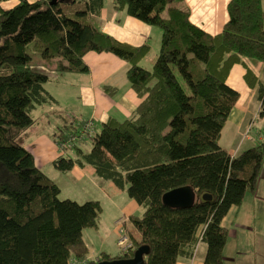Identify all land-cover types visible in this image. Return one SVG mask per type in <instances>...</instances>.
<instances>
[{
    "label": "trees",
    "instance_id": "obj_1",
    "mask_svg": "<svg viewBox=\"0 0 264 264\" xmlns=\"http://www.w3.org/2000/svg\"><path fill=\"white\" fill-rule=\"evenodd\" d=\"M78 1H85V8L68 15L62 3ZM103 1L21 0L0 10V264H71L74 257H86L84 229L97 227L103 211L99 200L61 199L58 183L19 141L34 123L33 110L58 101L45 86L49 74L33 67L27 51L35 39L41 58L55 59L61 72H88L90 51L127 60V77L142 98L130 117H112L97 131L88 129L92 120L60 113L64 125L56 141L66 147L54 160L56 167L68 173L92 166L99 180L126 189L144 209L131 218L141 236L130 234V250L115 257L104 252L99 260L130 258L148 244L144 264H177L192 257L203 240L204 264H225L228 230L222 220L247 190L257 188L264 167V143L237 155L220 144L241 96L227 81L235 64L243 65L246 82L257 86L264 116V81L247 63L264 61L263 0H230L229 20L217 34L194 23L183 0H113L115 8L126 6L132 16L162 29L151 69L139 64L149 44L127 45L94 25L90 14L100 12ZM184 185L196 189V203L165 205L163 195Z\"/></svg>",
    "mask_w": 264,
    "mask_h": 264
},
{
    "label": "crops",
    "instance_id": "obj_2",
    "mask_svg": "<svg viewBox=\"0 0 264 264\" xmlns=\"http://www.w3.org/2000/svg\"><path fill=\"white\" fill-rule=\"evenodd\" d=\"M20 1L21 0H0V10L10 9ZM229 2L230 0L182 1L183 5L190 10V16L193 22L212 34L220 33L229 20ZM90 16L96 27L127 45L139 46L145 43L149 44V51L141 59L140 64L144 67L151 68L143 63V61H149L150 64L154 66L161 49L162 29L159 26L148 24L132 16L128 13L126 6L121 9L115 8L113 0H104L100 12L91 13ZM85 62L89 66V71L84 73L74 71L61 72L57 70L55 59L50 63L51 69H55L61 73L55 80L62 81L63 78L77 80L76 84H78L79 90L78 100L81 103L80 108L90 115L89 119H84L78 115L79 120H92V124L90 123L88 127L89 129L97 131L112 117L119 120L130 117L142 101V98L135 91L127 77L130 63L112 52L107 51H90L85 55ZM247 63L256 75L264 81V61L248 60ZM246 73L247 70L243 65L235 64L227 80L230 85L238 89L241 93L239 100L234 106L223 128L220 139V144L233 155L240 153L244 149V145L245 148H249L257 145L261 140H264V132H261L262 130L264 131V118H261L258 126L255 125V120L259 117L258 112L256 111L255 113L253 107L257 101V86L253 87L246 82ZM49 76L51 80V75L49 74ZM106 86L111 89L115 88L116 91H113V89L112 91H108L105 89ZM49 92L58 100L56 104H61L54 93L51 91ZM85 106L89 108L87 109ZM258 106L260 107V102ZM71 109H73L71 106L66 109H57V116L63 119L60 113H69ZM25 147L27 146L25 145ZM57 147L58 144L55 140L54 145L51 144V142L48 145L47 157L39 153L40 158L43 160L42 165L37 163V156L34 151L27 147L33 153L37 165L41 166V168L48 167L51 170L50 174L57 176L55 178L51 176L55 182H57L62 175H65L63 174L64 172L61 173L54 170L52 165L55 158L61 154L60 151L58 152L59 148ZM69 154L73 156L74 150H70ZM42 169L44 170V168ZM44 172L47 175L49 174L45 170ZM71 173L92 176V179L95 178L97 182L101 181L94 175V168L92 166H76ZM97 182H95L96 186L102 188L107 199L110 197L114 199L113 196L120 191V188L112 181H101L100 184ZM257 186V190L255 189L256 191L254 193H247L245 195L243 203L232 206L222 220L223 226H225L229 232V237L232 235L235 241L234 243L227 237V242L223 249L225 264H240L242 262V256H245L242 264H264V172L261 173ZM96 200L101 202L100 199ZM114 204L116 207V214L113 215L114 221L119 217H123L121 216L123 214L125 218L121 220L126 230L129 232V235L134 234L139 238L141 236L140 231L131 221V217L142 216L143 214L139 215L138 212L143 211L144 213L143 207L135 201V199L129 200L124 206L118 203ZM104 209L105 207L103 205V210ZM108 231V236L114 234L117 236V249L111 251L104 248L103 246L106 244L104 240L102 249L96 256L88 254L84 258L74 257L71 263L73 261H78L80 264H84L91 260L98 261L104 252L114 257L123 254V248L118 241V223L116 222L114 228ZM206 251V243L203 240H199L196 244L194 255L192 257H181L177 264H204Z\"/></svg>",
    "mask_w": 264,
    "mask_h": 264
},
{
    "label": "rangeland",
    "instance_id": "obj_3",
    "mask_svg": "<svg viewBox=\"0 0 264 264\" xmlns=\"http://www.w3.org/2000/svg\"><path fill=\"white\" fill-rule=\"evenodd\" d=\"M85 6H86L85 1H78L75 3H62V7L64 8L65 12L68 15H71V13L75 15L77 11L83 10ZM37 38L42 39V36H38ZM36 40L37 39H35L27 46V51L33 56V61H32L33 67L38 71H45L51 75V80L47 81L45 83V86L49 91L54 93V95L60 100L61 103L59 105L56 103H47L44 105H38L37 108L34 109L32 113L34 117V123L31 126H29L19 137V141L23 145H26L27 147H29L34 151L35 155L37 156V163L39 165H42L43 160L40 158L39 153L45 157L48 156V151H47L48 145L50 144V142L51 144L54 145L55 140L57 138V133L61 131V128L64 125L63 119L57 116V109H61V108L66 109L71 106L73 108L69 110V113L71 115L69 113H67V115L74 116L75 118H77L79 115L84 119H89L90 115L84 112L80 108L81 103L78 100L79 90H78V84H76L77 80H71L69 78H63L62 81L55 80V78L61 73L56 71L55 69H51V64H50L51 61L46 62L47 60H43L41 58L40 51L37 48V46H36L37 51L35 50ZM143 63L151 68L153 67L149 61H143ZM256 100H257L256 104L253 105V107L255 113L257 111L259 114L257 120H255V125L258 126L260 124L261 118H264V116L262 117V115H260L259 106H258L259 100L258 99ZM85 107L87 109L89 108L88 106ZM75 125L81 128L80 127L81 122H79L78 120L75 121ZM80 131L82 132V128L80 129ZM81 132L79 133L81 134ZM261 132L263 133L264 131L262 130ZM262 143H264V140H261L258 144H262ZM84 146L87 149V151L90 149L91 145L89 139H86L83 147ZM57 148H59V145ZM243 148H244L243 150L248 149L245 148V145L243 146ZM59 151L60 149H58V152ZM52 165L54 170L63 173L56 167L55 162H52ZM39 167L41 168V166ZM42 168H44V170L49 173L48 175L50 177L51 176L53 178L57 177L53 174H50L51 170L48 167H42ZM44 170L42 169L43 172ZM263 172H264V167L262 173ZM63 174L65 175H62L57 181V183L61 188V192H60L61 199L70 198L80 203L86 202L88 200L100 199L102 205H104L105 207V209L101 213L99 226L87 227L84 229V237L86 239L88 246L90 247L89 254L91 256H96L97 253L102 249L104 240L106 241V244L103 246L104 248L109 249L111 251H113V249H117V245H116L117 236L115 234L108 236L109 233L108 230L113 229L114 224L118 220L125 217L122 214L121 216L123 217H119L118 219H116L115 220L116 222L114 221L113 215L116 214L115 213L116 207L114 203H118L119 205L124 206L129 202V200H134V199L129 195L126 189H121V188L119 189L120 191H118V193H116L113 196L114 199H111V197L107 199L106 196L104 195L102 188L100 186L98 187L96 186L95 182L97 181L95 180V178L92 179V176L76 175L74 173H71V171ZM97 183L100 184L101 181ZM256 190L249 189L246 191L245 195L247 193L248 194L254 193ZM138 214L142 215L143 211L138 212ZM227 237L232 242L235 243V241L233 240V236L230 235L229 237V232ZM244 258L245 256H242V262L240 264L243 263Z\"/></svg>",
    "mask_w": 264,
    "mask_h": 264
},
{
    "label": "water",
    "instance_id": "obj_4",
    "mask_svg": "<svg viewBox=\"0 0 264 264\" xmlns=\"http://www.w3.org/2000/svg\"><path fill=\"white\" fill-rule=\"evenodd\" d=\"M58 0H51V3H57ZM204 199H211V194H204ZM198 198V193L192 185H184L167 191L162 199L165 205L173 208L192 207ZM150 252V246L143 244L139 246L133 257L113 258L106 260L91 261L85 264H144L145 255Z\"/></svg>",
    "mask_w": 264,
    "mask_h": 264
},
{
    "label": "built area",
    "instance_id": "obj_5",
    "mask_svg": "<svg viewBox=\"0 0 264 264\" xmlns=\"http://www.w3.org/2000/svg\"><path fill=\"white\" fill-rule=\"evenodd\" d=\"M92 124V122H90ZM89 129V127H88ZM66 144H59L61 153H65ZM119 228V244L122 246L124 252H128L133 245L129 232L126 230L123 221L120 219L117 221ZM71 264H80L78 261H73ZM85 264V263H84Z\"/></svg>",
    "mask_w": 264,
    "mask_h": 264
}]
</instances>
